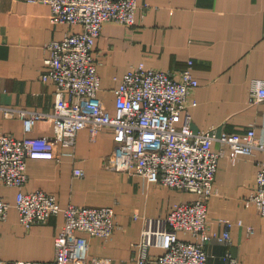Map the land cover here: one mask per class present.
<instances>
[{
    "label": "crops",
    "instance_id": "0c3cea01",
    "mask_svg": "<svg viewBox=\"0 0 264 264\" xmlns=\"http://www.w3.org/2000/svg\"><path fill=\"white\" fill-rule=\"evenodd\" d=\"M134 25L104 23L95 54L101 86L98 95L114 109L115 89L124 73L145 65L179 73L193 60L199 86L192 93L198 104L191 108L194 130L215 129L217 134L245 132L256 126L264 133V102L250 100L254 78L264 77V0H137ZM52 9L41 0H0V133L26 135L18 111L49 112L55 105V85L42 80L47 45L53 39L82 29L81 25L53 23ZM51 118L38 120L33 136H52ZM60 160H28L25 190L43 189L56 194L61 206L69 203L102 206L114 204L116 228L106 240L89 236L86 261L109 257L113 264H137L136 247L147 216H165L173 205L195 198L125 170L112 167L113 131L104 128L94 138L81 129L74 146L59 143ZM224 150L215 179V193L208 202V226L221 234L232 223L230 242L216 236L207 243L209 264H264V216L251 195L257 186L264 152L232 156ZM75 168L84 171L74 174ZM18 188L3 184V197L11 203L6 219L0 220V257L3 259L52 260L55 236L64 222L63 213L27 228L15 206ZM249 227L253 229L250 230ZM184 239L195 240L180 232ZM161 252L152 247L150 253ZM82 264V262H81ZM155 264V263H149Z\"/></svg>",
    "mask_w": 264,
    "mask_h": 264
},
{
    "label": "built area",
    "instance_id": "2783aa9c",
    "mask_svg": "<svg viewBox=\"0 0 264 264\" xmlns=\"http://www.w3.org/2000/svg\"><path fill=\"white\" fill-rule=\"evenodd\" d=\"M51 6L53 23L81 25L82 29L48 43L42 80L55 89L54 109L49 112L5 108L8 115L18 111L26 135L0 133V220L8 217L11 203L1 192L3 184L19 190L15 206L20 222L27 228L45 223L52 215L63 213L64 222L55 236L56 253L52 260L3 259L0 264H113L109 257L86 261L89 236L108 240L116 228L114 204L102 206L69 203L61 206L56 194L43 189L25 190L30 158L60 160L59 143L74 146L78 132L87 127L95 138L98 131L111 128L115 148L110 157L113 168L144 177L195 198L173 205L165 216H147L136 247L137 264H209L206 249L213 237L232 239L230 221L221 234L208 226V202L215 193V179L224 150L213 148L215 141L228 146L232 156L264 152V133L256 126L247 131L217 134L215 129L194 130L191 108L198 104L192 93L199 86L189 60L179 73L133 66L115 89L111 109L98 95L101 78L95 54L97 38L107 21L134 25L139 8L137 0H41ZM250 100L264 102V77L254 78ZM51 118L52 136H33L35 123ZM74 174L83 176L81 168ZM264 216V161L259 164L257 186L251 195ZM252 230V227H249ZM180 232L195 240L184 239ZM152 247L161 252L150 253ZM231 264H235L232 260Z\"/></svg>",
    "mask_w": 264,
    "mask_h": 264
}]
</instances>
